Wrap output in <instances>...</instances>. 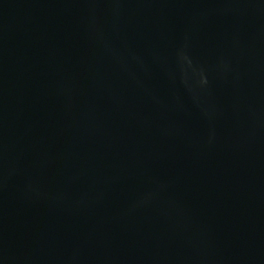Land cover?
Instances as JSON below:
<instances>
[{"label":"water","instance_id":"water-1","mask_svg":"<svg viewBox=\"0 0 264 264\" xmlns=\"http://www.w3.org/2000/svg\"><path fill=\"white\" fill-rule=\"evenodd\" d=\"M0 264H264V0H0Z\"/></svg>","mask_w":264,"mask_h":264}]
</instances>
